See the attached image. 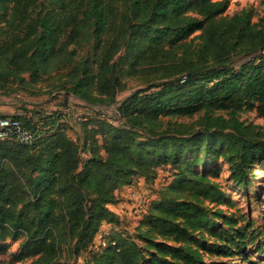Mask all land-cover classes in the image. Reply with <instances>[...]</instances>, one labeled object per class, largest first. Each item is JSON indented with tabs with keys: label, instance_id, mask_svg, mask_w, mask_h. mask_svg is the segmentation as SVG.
Returning a JSON list of instances; mask_svg holds the SVG:
<instances>
[{
	"label": "trees",
	"instance_id": "obj_1",
	"mask_svg": "<svg viewBox=\"0 0 264 264\" xmlns=\"http://www.w3.org/2000/svg\"><path fill=\"white\" fill-rule=\"evenodd\" d=\"M39 1L0 0V32L25 26L6 44L10 61L32 50L28 57L37 71L65 52L68 90L88 102L113 100L125 87L123 73L154 75L117 106L122 122L95 119L93 131L102 136L104 156L96 151L95 137L89 155L81 158L78 144L59 122L39 131L14 115L34 138L27 144L0 140V239L19 240L16 256L31 257L30 264H62V246L72 242L75 249L88 246L82 264H202L197 245L204 239L197 235L220 234L214 223L218 216L224 223L236 222L221 215L220 206L228 200L211 178L220 171L216 160L229 164L230 178L244 189L251 165L264 161V130L238 117L254 108L264 117V16L252 20L245 9L227 15L226 0H59L27 23ZM119 15L127 20L124 33H118L123 44L103 47L97 33L112 30ZM198 30L195 48V35L187 38ZM90 34L96 42L90 54L65 48ZM59 36L64 39L58 41ZM180 46L186 48L177 53ZM237 57L245 58L237 62ZM90 83L104 96L92 95ZM201 110L197 128L185 123L153 127L163 115ZM161 164L170 166L172 179L144 203L135 231L115 227L122 218L109 207L120 201L116 189L135 176L145 180ZM102 222L112 224L107 234ZM236 237L244 242L243 231ZM147 247L153 251L145 259ZM226 252L235 254L230 246Z\"/></svg>",
	"mask_w": 264,
	"mask_h": 264
},
{
	"label": "rangeland",
	"instance_id": "obj_2",
	"mask_svg": "<svg viewBox=\"0 0 264 264\" xmlns=\"http://www.w3.org/2000/svg\"><path fill=\"white\" fill-rule=\"evenodd\" d=\"M59 0H40L29 12L28 23L36 16H43L46 11ZM228 7L226 14L231 15L245 9L249 12L252 20H257L264 16V0H226ZM3 22L1 21L0 24ZM127 20L119 15L110 31L99 30V44L103 47L110 43L113 47L123 44L121 35L118 33L123 31V24L126 25ZM0 32V47L3 49V54L0 56V69L5 70L4 75H0V114H11L18 116L22 121H28L29 124H35L39 131L52 130L55 123H60L68 135L75 140L80 148L81 158L89 155L90 141L95 137L96 151L102 156L103 153L101 144V134L97 129L95 119L105 117L109 123L118 124L122 122L117 111V106L128 96L134 89L143 87L146 79H152L154 73L148 75L144 72L138 74L123 73V81L125 87L115 93L113 100L109 101H92L88 102L78 98L75 94L68 90L71 83L70 66L65 52H60L56 56L51 57L43 65L33 69L28 51L25 55L19 57L14 62L10 61V53L6 44L10 42L13 34L22 35L25 32V26L17 31ZM40 28H38V31ZM92 31V28H90ZM39 33V32H37ZM124 33V32H122ZM200 31H195L189 38L192 39V44L195 48L199 45L197 35ZM119 36V37H118ZM64 37V36H63ZM58 37V41L64 39ZM95 35L90 34V37L80 42L68 43L65 48L75 50L86 55L90 54L95 42ZM130 46V41H129ZM186 46L176 48L177 53H181ZM119 53L114 56L117 58ZM31 57H34L32 55ZM79 56H75L76 59ZM245 57H237L236 61L240 62ZM36 60V58L34 59ZM184 73V72H183ZM89 92L96 97L104 95L98 91L94 83L88 86ZM214 114H221L228 117L225 113L215 111ZM50 115V118L47 116ZM203 116V111H199L191 116L179 115H163L160 117L161 123H153L155 129H162L167 125L171 128L176 127L180 123H185L189 126L188 129L197 128L201 125L200 118ZM54 117V118H53ZM240 120L246 123H253L264 130V117L260 116L256 109L240 111L238 113ZM57 118V119H56ZM55 122H54V121ZM23 121V122H24ZM25 123V122H24ZM215 162V161H214ZM220 166V171L216 176L211 178L218 182L220 187L226 194L227 203L220 206L221 215L226 220L236 221L234 224L222 222V218L218 216L214 219V223H219L218 228L221 229L220 234L212 235L205 230L198 234V237L204 239V245H197L202 256V264H218L226 262L229 264H246L249 260L256 264H264V161H256L251 165V171L248 175L247 187L244 189L237 186L230 178L229 164L224 159L216 160ZM168 164L159 165L153 173L144 180V178L135 176L134 182L125 185L124 188L117 189L119 204L114 206L117 213L122 217L121 221L114 224L115 227L126 228L130 233L135 229V223L141 212L138 210L140 206L131 198L130 194L135 191L144 203L156 197L162 192L168 182L172 179L171 170ZM207 204V202H206ZM208 205V204H207ZM209 207H216L209 204ZM111 223L102 222L100 229L104 233H108ZM238 230L243 231L244 242H237L236 233ZM229 238L234 241L229 242ZM142 243V240H139ZM195 246V243H192ZM205 246V248H204ZM230 246L235 254H228L226 247ZM60 256L62 264H82L85 256L88 255V246L75 249L73 242L68 246L63 245ZM153 248L147 247L145 259ZM20 252L19 240L17 239H0V264H30L31 257L18 258L16 255ZM246 255L247 258L242 260Z\"/></svg>",
	"mask_w": 264,
	"mask_h": 264
},
{
	"label": "built area",
	"instance_id": "obj_3",
	"mask_svg": "<svg viewBox=\"0 0 264 264\" xmlns=\"http://www.w3.org/2000/svg\"><path fill=\"white\" fill-rule=\"evenodd\" d=\"M185 78L183 75L182 79ZM34 138V132L30 130L28 127L24 126L22 122L11 114H0V140L4 139H15L21 143H30ZM131 198H133L140 208L138 209L140 212L144 211V206L142 202L143 199L135 192L132 191L130 194Z\"/></svg>",
	"mask_w": 264,
	"mask_h": 264
},
{
	"label": "crops",
	"instance_id": "obj_4",
	"mask_svg": "<svg viewBox=\"0 0 264 264\" xmlns=\"http://www.w3.org/2000/svg\"><path fill=\"white\" fill-rule=\"evenodd\" d=\"M125 187V185L124 186H122V187H119V188H124ZM115 192H117V189H116V191ZM117 194V193H116ZM119 204V202L118 203H116V204H112V205H109V207L111 208V209H113V210H115L116 211V209L114 208V206H116V205H118ZM117 212V211H116Z\"/></svg>",
	"mask_w": 264,
	"mask_h": 264
}]
</instances>
